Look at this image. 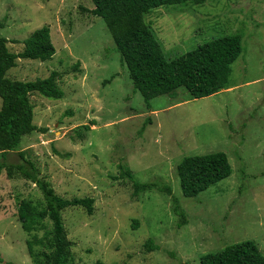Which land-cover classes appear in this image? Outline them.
<instances>
[{
  "label": "rangeland",
  "instance_id": "374dc122",
  "mask_svg": "<svg viewBox=\"0 0 264 264\" xmlns=\"http://www.w3.org/2000/svg\"><path fill=\"white\" fill-rule=\"evenodd\" d=\"M93 8L92 0H0V36L8 39L10 52L23 50L34 29L50 28L53 56L16 58L7 76L27 81L56 71L63 96L29 94L38 129L23 135L4 161L32 162L59 196L94 199L91 214L82 206L62 210L70 264H201L203 254L244 240H253L264 254V0L187 1L145 14L168 59L232 33L241 34L243 46L228 88L202 98L178 88L151 98L149 107L133 90L111 33ZM81 124L89 130L78 134ZM215 151L225 152L232 173L185 197L177 163ZM119 164L137 180L169 186L171 193L152 189L133 196ZM173 196L185 217L174 211ZM20 199L44 206L36 183L16 168L12 175L3 169L0 264H33L25 242L45 231L21 228ZM182 219L186 223L178 226ZM44 224L50 228L48 219ZM149 238L156 249L145 248Z\"/></svg>",
  "mask_w": 264,
  "mask_h": 264
},
{
  "label": "trees",
  "instance_id": "16d2710c",
  "mask_svg": "<svg viewBox=\"0 0 264 264\" xmlns=\"http://www.w3.org/2000/svg\"><path fill=\"white\" fill-rule=\"evenodd\" d=\"M202 4L205 0H92L91 12L105 22L111 33L116 50L126 65L132 80L133 90H138L147 107L149 100L162 94H171L183 88L192 98H202L229 87L232 63L240 56L242 36L232 33L213 38L199 44L183 54L166 58L160 43L154 36L144 16L151 9L171 4ZM3 23L0 21V27ZM17 41V40H16ZM8 39L0 36V173L6 169L8 175L14 168L30 179L40 189L44 206L38 208L29 200L20 199L17 204V217L21 228L26 232L45 229L42 236L33 235L26 240L27 251L33 264H70L69 248L62 219V210L70 206H82L88 214L93 211L92 197L65 198L56 194L45 178L38 177L32 162L7 164L4 160L8 152L16 150L25 134L38 129L33 124V106L29 94H39L58 99L63 96L56 79L58 73L52 71L49 76L34 80H16L7 76L10 68L16 64V58L44 61L55 53L50 28L43 25L34 29L23 39L24 48L12 53L6 44ZM15 42V41H14ZM77 65V63H76ZM89 130L88 124L78 125L76 132ZM39 130L45 131L44 128ZM80 130V132H79ZM19 155H22L21 151ZM122 177L132 183V195L157 189L171 193L169 186H160L153 181L137 180L130 169L118 165ZM179 185L185 197H196L210 186L225 179L232 173L227 155L223 151L187 155L176 165ZM174 211L185 217V211L179 206L175 196L172 198ZM50 221L46 228L44 220ZM182 219L178 226L185 224ZM137 222L134 223V228ZM147 250L157 248L151 238L144 243ZM35 247L39 250L35 251ZM201 264H264V254L253 240L234 242L216 252H208L200 257ZM90 264H104L96 260Z\"/></svg>",
  "mask_w": 264,
  "mask_h": 264
}]
</instances>
